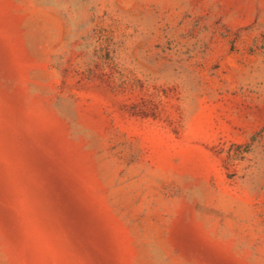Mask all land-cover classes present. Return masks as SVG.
<instances>
[{"label": "rangeland", "instance_id": "374dc122", "mask_svg": "<svg viewBox=\"0 0 264 264\" xmlns=\"http://www.w3.org/2000/svg\"><path fill=\"white\" fill-rule=\"evenodd\" d=\"M0 264H264V0H0Z\"/></svg>", "mask_w": 264, "mask_h": 264}, {"label": "bare ground", "instance_id": "6f19581e", "mask_svg": "<svg viewBox=\"0 0 264 264\" xmlns=\"http://www.w3.org/2000/svg\"><path fill=\"white\" fill-rule=\"evenodd\" d=\"M97 241V240H96Z\"/></svg>", "mask_w": 264, "mask_h": 264}]
</instances>
